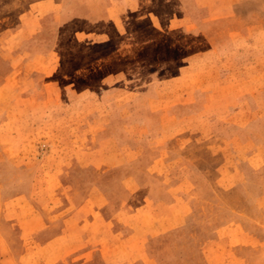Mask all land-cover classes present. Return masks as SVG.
<instances>
[{"label": "rangeland", "instance_id": "1", "mask_svg": "<svg viewBox=\"0 0 264 264\" xmlns=\"http://www.w3.org/2000/svg\"><path fill=\"white\" fill-rule=\"evenodd\" d=\"M41 1L0 0L1 38ZM53 1L61 8L39 16L29 43L59 50L36 54L34 91L16 95L1 140L9 167L0 181V264H105L96 248L119 227L113 215L131 192L126 165H138L143 147L171 162L157 177L163 193L184 196L187 216L211 222L199 236L184 235L187 227L163 238L175 247L165 253L170 263L264 264V160L254 169L246 161L260 145L264 153V27L253 29L264 12L247 14L264 0H244L241 17L211 15L200 25L209 46L164 30L173 0ZM86 15L98 21L94 31L81 25ZM188 15L203 18L174 16ZM226 37L233 46L216 47ZM224 167L229 189L218 186ZM225 212L251 237L210 262L201 251L217 240Z\"/></svg>", "mask_w": 264, "mask_h": 264}, {"label": "crops", "instance_id": "2", "mask_svg": "<svg viewBox=\"0 0 264 264\" xmlns=\"http://www.w3.org/2000/svg\"><path fill=\"white\" fill-rule=\"evenodd\" d=\"M173 1L175 4L170 9L169 14L171 16L162 25L164 30L169 31V33L176 31L199 36L207 41L208 46L210 45L209 39H206L203 35L200 25L212 24L211 15L224 12L232 13L233 17L243 15L238 11L239 9L243 10L241 3L244 0H238L239 2H232L231 0ZM257 1L259 0H253V2ZM60 8L61 4H57L53 0H43L25 13L16 28L13 30L6 29L4 38H1L2 33H0V181L1 173L6 171L7 166L9 167L7 154L1 148V140L7 136L5 126L9 122H13L9 120L12 111L19 107L15 99L16 95L25 93L24 99H29L30 94L34 91V76L37 72L34 68V62L39 61L41 58L37 57L36 54L47 52L49 57L59 50L48 44H30L29 39L33 32V24L39 16L55 12ZM182 10L188 14L203 12V18L200 22H197L188 15L184 19L185 22L178 23L179 20L174 15ZM258 10L264 12V3L261 2L260 6L254 4L253 10L248 11L247 14H255ZM80 23L81 25L89 23L91 29L97 27V25L99 26L98 21L90 15L84 16ZM261 27H264V25L253 23V29ZM95 32L99 34L95 38L100 37L96 42H104L105 33H100L99 30ZM94 34L92 32L87 35L93 38ZM233 44L231 38L226 37L217 42L216 47L230 49L229 47H232ZM19 45L20 51L18 50ZM184 68L187 70L189 63L180 69L183 70ZM261 148L262 145L247 154L246 161L249 168L258 167V164L262 163L261 160H264V153ZM163 152V150L143 147L138 153V165L136 167L133 166L134 164L126 165L130 169V174L126 179L129 180L128 189L131 192L113 215L114 224H119V227L113 230V237L104 248H96L97 252L104 256L105 264H174L170 263V258L165 253L174 251L175 247L162 243V239L168 236H176L183 228L187 227L189 229H185L184 235L199 236L207 230L205 227L211 225V222L209 223L205 217L203 218L206 220L199 216H187L185 205L188 203L184 196H178L177 194L169 196L167 193H163V188H160L162 181L161 179L158 180L157 177L162 175L163 172H167L171 167V162L164 163ZM235 152L238 153L239 151L236 150ZM108 167L111 166H107L105 169ZM224 170L223 176L221 175L218 179V186L229 189L230 186H226L228 180L226 178V167H224ZM237 170L240 173L242 172L240 162L239 166L236 162L234 168L228 172L233 177L234 182L236 180L235 176L238 175ZM232 185L235 184L232 183ZM98 191V195L105 200V204H108L111 200L105 196L101 189H98ZM96 198L98 197L91 196V198H86V201L88 204H96ZM226 214L227 217H221V222L214 228V231L218 234L217 240L213 244H208L201 251L205 260L210 262L214 258L225 256L233 246L243 244L244 236H248L247 232L237 228V225L239 226L238 217L231 212ZM81 220L86 221L87 225L93 222L91 216H85ZM189 230L190 232L187 233ZM91 252L96 251L92 249ZM177 261L174 260L175 263Z\"/></svg>", "mask_w": 264, "mask_h": 264}]
</instances>
